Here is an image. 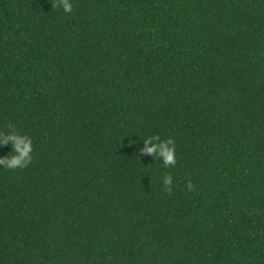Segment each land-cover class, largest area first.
Here are the masks:
<instances>
[{
	"label": "trees",
	"instance_id": "16d2710c",
	"mask_svg": "<svg viewBox=\"0 0 264 264\" xmlns=\"http://www.w3.org/2000/svg\"><path fill=\"white\" fill-rule=\"evenodd\" d=\"M55 2L0 0V264H264V0Z\"/></svg>",
	"mask_w": 264,
	"mask_h": 264
},
{
	"label": "clouds",
	"instance_id": "9594fccd",
	"mask_svg": "<svg viewBox=\"0 0 264 264\" xmlns=\"http://www.w3.org/2000/svg\"><path fill=\"white\" fill-rule=\"evenodd\" d=\"M62 7L65 13H72L74 8L71 0H56L52 4L53 9ZM8 132H0V142L3 145H12V153L9 157L0 158V165L9 170H23L27 168L33 160V145L30 137L21 135L17 132L13 125H7ZM156 141V143H153ZM145 147L140 151L141 155L150 154L154 157L160 158L165 167H175L177 164L176 146L173 139L168 138L161 140L159 135L150 136L144 140ZM173 184V177L171 174H165L163 178V185L166 192L172 195L171 185ZM186 188L188 191H195V186L191 181L187 182Z\"/></svg>",
	"mask_w": 264,
	"mask_h": 264
}]
</instances>
